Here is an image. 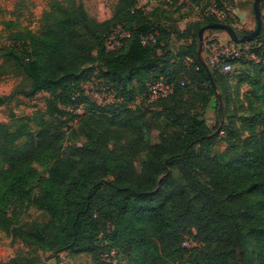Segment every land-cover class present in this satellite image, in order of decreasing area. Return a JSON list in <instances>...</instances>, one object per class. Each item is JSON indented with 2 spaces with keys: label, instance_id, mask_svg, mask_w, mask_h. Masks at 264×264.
I'll return each mask as SVG.
<instances>
[{
  "label": "trees",
  "instance_id": "obj_1",
  "mask_svg": "<svg viewBox=\"0 0 264 264\" xmlns=\"http://www.w3.org/2000/svg\"><path fill=\"white\" fill-rule=\"evenodd\" d=\"M139 1L117 0L101 21L80 0H52L37 31L8 33L3 63L29 80L27 96H48L32 118L0 122V232L93 264H264V61L208 70L199 32L230 23L215 15L175 23L181 43L159 52L165 30ZM118 27L130 37L109 49ZM154 31L156 42L143 45L140 35ZM259 34L251 41L264 57ZM96 68L115 101L85 95ZM161 77L175 89L151 101L147 83ZM232 78L236 92L248 86L240 128L229 113ZM214 95L218 114L229 113L216 131L199 112ZM78 103L80 115L69 110ZM219 139L227 148L213 153ZM35 209L48 220L23 222Z\"/></svg>",
  "mask_w": 264,
  "mask_h": 264
},
{
  "label": "rangeland",
  "instance_id": "obj_2",
  "mask_svg": "<svg viewBox=\"0 0 264 264\" xmlns=\"http://www.w3.org/2000/svg\"><path fill=\"white\" fill-rule=\"evenodd\" d=\"M51 1L52 0H0V48L2 46L9 47L11 45V42L8 39L9 32L26 29L37 31L40 26L41 16L45 10L49 9ZM80 1L83 2L91 16L101 21L108 19L113 15L117 3V0ZM254 1L255 0H140L139 4L146 14L152 15L155 20L158 22L160 21L158 23L159 28L165 30L163 35V37L165 36L164 41H162L161 47L158 49L159 52H163V49L166 48L176 49L181 43L179 41L180 33L177 32L178 29L175 27V23H177L179 29H184L190 22H193L189 20L184 26L186 22L185 19L189 15L195 16L196 19L203 18V13L195 9L196 4H199L200 6L202 5L204 11L211 10L212 8L222 11L224 17L219 19H228L230 22L228 24L233 27L239 37L245 35V31H254L257 27V20L253 8ZM260 9L262 26L259 32V35H261L259 38L264 41V1L260 3ZM166 12H170V15ZM166 27L168 29H165ZM203 39L201 58L206 62L210 53V46L214 42L218 40L222 42L231 40L228 32L225 30H206ZM113 45V42L109 43V49H113ZM199 49L200 45L198 50ZM243 59L244 58L235 60V69L241 67ZM3 60L4 58H0V122L11 124L15 127V125H13L15 122V117H13V115L17 118H32L35 114L45 109V99L48 96V93L40 92L32 97L27 96L25 92L30 89L29 80L22 75H16L9 65L3 63ZM98 69L96 68L91 79L83 84L84 93L91 101L98 104L111 103L115 101L114 94L110 95L101 89L100 80L102 79H100V72ZM229 76L232 77L233 75L229 74ZM235 83L236 80L232 78L230 80L231 85H229L231 88L229 113L236 121L237 128H240L242 124L241 119L246 114L243 110L246 103L241 99L243 93L248 89V86L247 84H242L236 92V87L234 86ZM217 94L220 95L219 89H217ZM138 98L142 99V96H138ZM217 102L218 98L214 95L211 98L210 104L205 109L199 110L207 124L214 131L219 130L218 126L229 121V117L227 116L229 113H226L224 117L220 116L221 114H218L216 110ZM76 120L71 122L70 125H73ZM31 127L32 130H36L34 124H32ZM221 135L223 134L221 133ZM246 135H248L247 132L245 133V136ZM78 143H80V141H78ZM226 148L227 145L219 139L212 149V152L218 153L224 151ZM16 211L19 212V209H16ZM23 212L24 213L20 215L23 222H31L35 220L44 222L48 220V215L39 209L31 211L30 214H27V211ZM30 257L38 258L32 264H93L92 256L89 254L82 253L79 255H72L69 252L63 251L58 254V257H56V254L52 251L35 250L19 238L13 239V237L7 232H0L1 262H8L15 258L16 260L13 261V264H27L25 262Z\"/></svg>",
  "mask_w": 264,
  "mask_h": 264
},
{
  "label": "built area",
  "instance_id": "obj_3",
  "mask_svg": "<svg viewBox=\"0 0 264 264\" xmlns=\"http://www.w3.org/2000/svg\"><path fill=\"white\" fill-rule=\"evenodd\" d=\"M197 10H200L196 7ZM209 15H216L218 18L224 17L222 11H219L215 8L211 10H206L203 12L202 16H209ZM159 35L158 31H154L148 34H141L140 39L143 45H146L150 42H156L157 36ZM130 37V33L124 30L121 27L116 28L112 35L110 36L109 43L113 42V47H119L122 44V40L124 38ZM113 39V40H111ZM252 59L256 62H263L264 57L258 56L257 53L254 51V44L252 42H244L241 44H237L232 40H228L227 42H222L220 40L214 42L210 46V53L207 58V63L209 66L218 67L223 72H230L234 68L233 62L237 59ZM101 89L104 92L113 95L114 92L108 86H102ZM175 89V82L169 81L164 78H159L152 82L147 83V96L149 99L157 100L162 97H166L170 95ZM75 96H73V100ZM69 110L75 114H82L85 110L83 103H78L76 105L72 104L69 107ZM116 256V251H112L110 254H106L105 258L110 260Z\"/></svg>",
  "mask_w": 264,
  "mask_h": 264
},
{
  "label": "water",
  "instance_id": "obj_4",
  "mask_svg": "<svg viewBox=\"0 0 264 264\" xmlns=\"http://www.w3.org/2000/svg\"><path fill=\"white\" fill-rule=\"evenodd\" d=\"M264 0H255L254 3H253V8H254V13H255V16H256V20H257V27L254 31L248 33V34H245L241 37H239L237 35V33L234 31L233 27L229 24H226V23H217V24H211V25H207L205 27H203L200 32H199V42H200V49L198 50L199 52V56H200V59L202 61V63L204 64V66L208 69H209V65L207 64V62L205 60H203L201 58V49H202V45H203V35H204V32L206 30H208L209 28H213V27H219L221 28L222 30H225L226 32H228V35L230 37V39L237 43V44H240V43H244V42H248V41H251L255 36H257L261 30V26H262V15H261V9H260V3L263 2Z\"/></svg>",
  "mask_w": 264,
  "mask_h": 264
},
{
  "label": "crops",
  "instance_id": "obj_5",
  "mask_svg": "<svg viewBox=\"0 0 264 264\" xmlns=\"http://www.w3.org/2000/svg\"><path fill=\"white\" fill-rule=\"evenodd\" d=\"M194 19H196L195 16H191V15H189V16L185 19L186 22H185L184 26L186 25L187 21H189V20L193 21Z\"/></svg>",
  "mask_w": 264,
  "mask_h": 264
}]
</instances>
